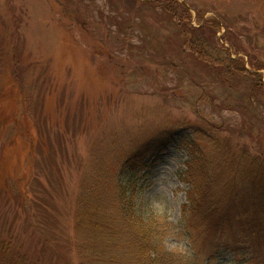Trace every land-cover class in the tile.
<instances>
[{
	"label": "rangeland",
	"instance_id": "374dc122",
	"mask_svg": "<svg viewBox=\"0 0 264 264\" xmlns=\"http://www.w3.org/2000/svg\"><path fill=\"white\" fill-rule=\"evenodd\" d=\"M151 1L0 0V264L91 258L83 216L122 219L119 172L141 149L136 214L188 254L202 170L186 145L264 152V0ZM229 251L215 264L248 260Z\"/></svg>",
	"mask_w": 264,
	"mask_h": 264
},
{
	"label": "trees",
	"instance_id": "16d2710c",
	"mask_svg": "<svg viewBox=\"0 0 264 264\" xmlns=\"http://www.w3.org/2000/svg\"><path fill=\"white\" fill-rule=\"evenodd\" d=\"M225 58L235 63L229 53ZM186 148L202 170L191 172L186 179L189 192L178 227L189 237V233H199L187 243L189 253L170 247L173 237L167 226H157L136 214L138 167L146 160L141 149L119 172L117 205L122 219L96 211L95 205L88 208L89 216H83L80 227L89 232L93 245L91 258L81 264H204L203 260L215 264L224 251L237 254L238 246L247 251L245 264L259 260L256 251L264 249V152L235 154L233 159L228 153L212 161L202 154L198 158L192 142Z\"/></svg>",
	"mask_w": 264,
	"mask_h": 264
}]
</instances>
